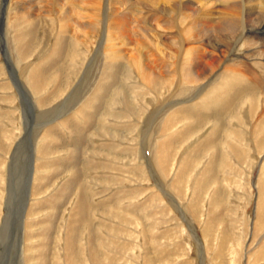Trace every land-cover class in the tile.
Here are the masks:
<instances>
[{"label":"rangeland","instance_id":"1","mask_svg":"<svg viewBox=\"0 0 264 264\" xmlns=\"http://www.w3.org/2000/svg\"><path fill=\"white\" fill-rule=\"evenodd\" d=\"M165 1L36 0L27 13L0 0V264H264V134L245 117L253 100V121L264 117L261 42L240 26L229 49L206 36L202 52L227 56L219 75L231 65L249 78L228 107L190 108L224 87L182 76L201 45L181 0ZM119 10L138 46L116 39ZM138 52L162 73L153 85L129 59Z\"/></svg>","mask_w":264,"mask_h":264},{"label":"bare ground","instance_id":"2","mask_svg":"<svg viewBox=\"0 0 264 264\" xmlns=\"http://www.w3.org/2000/svg\"><path fill=\"white\" fill-rule=\"evenodd\" d=\"M64 1V0H63ZM91 1V0H90ZM151 1V0H150ZM162 1V0H161ZM167 1V0H166ZM165 1V2H166ZM171 1V0H170ZM178 1V0H177ZM201 1H204L203 4ZM57 2V1H56ZM62 2V1H61ZM60 2V3H61ZM95 2V1H94ZM94 2H90V3H94ZM119 1L114 2L116 3V5H119L118 3ZM125 2V1H123ZM174 2V1H173ZM48 3V2H47ZM59 3V2H58ZM88 3V2H87ZM121 3V2H120ZM170 3V2H169ZM180 3V2H179ZM31 5L32 7H34V5L36 4V0H17V9L18 10H26L27 13H29L28 9L30 8V6L28 7V5ZM63 4V3H62ZM89 4V3H88ZM99 4V3H98ZM165 4V3H163ZM198 4L199 6H197V10L198 8H203L202 12L200 13L202 16H198L199 18L196 17V15L192 18L191 15L188 14L186 15L185 10L190 11L192 10L193 12H195V14H198L199 12L196 11L195 9H189L192 8L191 6ZM75 5V4H74ZM87 5V4H86ZM90 5V4H89ZM92 6H94L93 4H91ZM125 5V3H124ZM174 5L173 4H167L165 5V7L167 9H165L164 5L163 7H161V5L158 4L159 7L163 8V10H170L171 7ZM202 5V6H201ZM46 6V5H44ZM91 6V7H92ZM96 6V5H95ZM156 6V7H158ZM175 6V5H174ZM50 7V6H48ZM47 7V8H48ZM114 7V6H113ZM178 7L180 11H182V19H184V21H186V26L184 28V32L186 33L187 31H190L192 33V35L196 38L199 39L200 45L198 48V50L195 52L194 54V60L193 62L190 63V68L186 71V73H184L182 71V76L184 77V75L186 74L187 76L193 78V79H205L209 82H220L219 84V88L224 87L221 91H219V94L216 95L214 98L211 99H205L204 101L201 100V102L199 103H193L190 108L193 109H198V107L202 110H210L212 111V109H214L217 104H223V106L228 107V105H230V103H232V97L230 93H232L238 86L240 85V83L242 81H244V79H248L243 72H240L239 70H235L233 67V69L235 71H231L229 70L231 67V65L229 66V68H226V70L222 69L223 72H220L221 74L219 75L218 73V69H220L219 65H222L223 63L226 62L227 60V56L224 55L223 58H220V53H204V51L206 49H204V51H201V48L203 46V40L205 41V37L211 36L212 38L215 39H219L220 40H224L227 43V45L229 44H233L234 40L232 41V34L238 29V27H242L243 28V32L246 31V36H247V40H251L254 44L256 42H254V40L258 39L260 40L261 43H259L258 47L255 49L257 51V53H259L261 56L264 57V39L262 38V34L264 35V0H197V2L195 0H181V5H179ZM52 8V7H50ZM90 8V7H89ZM94 7H92L93 9ZM115 8V7H114ZM118 9H120L119 7H117ZM36 9V8H35ZM113 9V8H112ZM206 9V10H205ZM75 10V9H74ZM87 10V9H86ZM95 10V9H94ZM100 10V9H99ZM161 10V9H160ZM200 10V9H199ZM31 11V10H30ZM101 11V10H100ZM113 11L115 12V9H113ZM117 11V10H116ZM179 11V12H180ZM22 12V11H21ZM74 12V11H73ZM96 12V10H95ZM94 12V13H95ZM178 12V11H177ZM198 12V13H197ZM75 13V12H74ZM119 10V12H117V16L116 19L117 21L114 24L115 27V36L116 39H119L120 37H125L126 40L129 41L130 45H135L138 46L137 42L136 44H134V41L132 39V29H131V25L133 23L136 22L135 19L132 18V13L130 11L128 12H123ZM97 14V13H96ZM191 14H193L191 12ZM179 16V14H177ZM73 16V14H71V17ZM75 16V15H74ZM90 16V15H89ZM97 16V15H96ZM71 17L69 19V21H74L75 23L80 24V27L82 28L84 23H81L79 21L76 20V18ZM191 17V19H190ZM180 19V18H178ZM65 21V20H64ZM88 22V21H87ZM64 23V22H63ZM71 24V23H70ZM67 26V25H65ZM94 26V24H93ZM109 27V25H107ZM95 27V26H94ZM69 28V27H68ZM71 28V27H70ZM69 28V29H70ZM89 28V27H88ZM92 28V25H91ZM112 28V27H111ZM93 29V28H92ZM183 29V28H182ZM240 29V28H239ZM114 30V29H113ZM242 30V29H241ZM89 31V30H88ZM97 31V30H96ZM239 31V30H238ZM114 32V31H113ZM183 32V33H184ZM240 32V31H239ZM249 34H248V33ZM184 33V34H185ZM241 33V32H240ZM235 34V33H234ZM245 34V33H244ZM243 34V35H244ZM185 36V35H184ZM242 34L239 36L241 39H243ZM23 38V37H22ZM112 38H114L112 36ZM207 39V38H206ZM238 39V38H237ZM245 39V40H246ZM184 40L182 42L183 44V48L186 46V36L184 37ZM236 40V38H235ZM246 40V41H247ZM23 41V40H22ZM137 41V40H136ZM211 41V39H210ZM239 41V40H238ZM218 43L220 41H217ZM23 43V42H22ZM21 43V44H22ZM210 43V42H209ZM217 43V45H218ZM221 43V42H220ZM225 43V44H226ZM239 43V42H238ZM243 43V42H242ZM141 44V43H140ZM214 44V42L212 43ZM247 44V43H246ZM143 45V44H142ZM152 45V44H151ZM205 45V43H204ZM212 46V45H211ZM226 46V45H225ZM238 46V45H237ZM246 46V45H244ZM204 47V46H203ZM209 47V46H208ZM215 47V46H214ZM227 49H229V46H226ZM235 47V46H234ZM238 48H241L238 47ZM255 48V47H254ZM138 49V48H137ZM210 49V48H209ZM215 50V48H212ZM219 49V48H218ZM236 49V48H235ZM128 50V49H127ZM154 50V48H153ZM226 50V48H225ZM246 51V50H245ZM152 52L154 54V56L158 57V53ZM163 52V51H162ZM209 52V51H208ZM219 52H223V50L219 51ZM225 52V51H224ZM223 52V53H224ZM236 52V51H235ZM249 52V51H248ZM253 52V51H252ZM251 52V53H252ZM139 53V52H138ZM151 53V52H150ZM151 53V54H152ZM246 53V52H245ZM161 55V53H159ZM247 54V53H246ZM249 54V53H248ZM254 54V53H253ZM127 55H129V52L127 54H124V56L127 57ZM222 55V53H221ZM153 56V55H152ZM235 56V55H234ZM251 57V56H250ZM262 57V58H263ZM156 58V57H155ZM231 58V57H230ZM235 58V57H234ZM254 58V57H253ZM260 58V59H262ZM130 61L132 62V64L135 66L138 75L140 77V79L146 83L147 85H153L154 80H156V78H158L157 76H162L161 72H157L156 68L154 66V63L152 64L151 59L148 58L147 54H134V55H130ZM154 59V58H152ZM181 59V58H180ZM256 59V58H255ZM161 60V58H160ZM155 61V60H154ZM181 61V60H179ZM250 61V60H249ZM121 62V61H120ZM229 62V61H228ZM233 62V61H231ZM256 62V61H254ZM258 62V61H257ZM264 62V60H263ZM227 63V62H226ZM260 63V62H259ZM157 64V63H156ZM231 64V63H230ZM257 64V63H256ZM227 65V64H226ZM229 65V64H228ZM163 66V65H162ZM262 66V65H261ZM165 67V64H164ZM222 67V66H221ZM223 67V68H224ZM38 68V67H37ZM232 69V70H233ZM220 70V71H222ZM34 71V70H33ZM161 71V70H160ZM167 71V70H166ZM178 71V70H177ZM181 72V70H180ZM42 74V73H41ZM179 74V72H178ZM218 74V75H217ZM217 75V76H215ZM40 75H38L37 73H33L31 77V79H33L34 81V86L36 87H40L41 86V80ZM180 77V76H179ZM216 77V78H215ZM42 78V77H41ZM84 78V77H83ZM175 78V77H174ZM159 81V80H158ZM248 81V80H246ZM181 82V81H180ZM247 84V83H246ZM43 85V84H42ZM236 85V86H235ZM218 85H215V87H217ZM236 88H235V87ZM202 87L206 88V84L202 85ZM234 88V89H233ZM237 90H235L234 92H236ZM60 94V93H59ZM231 97V98H230ZM75 98V97H74ZM230 98V99H229ZM203 99V97H202ZM232 101V102H231ZM204 102V103H203ZM254 102V103H253ZM253 102H250V106L249 110H246L245 112L247 113V115L245 116L246 118H248L249 120L252 121V126L254 125V130L252 131V133L250 132V134H254V139L256 141H259V137H261L264 133H261L262 130L264 129V117L261 116H257V118H260L257 122L253 121V116L256 115V107L257 106V100H253ZM205 103H207V105H204ZM252 103H253V107H252ZM219 106V105H218ZM220 107V106H219ZM218 108V107H217ZM224 108V107H223ZM189 109V108H188ZM89 110V109H88ZM224 110V109H222ZM228 110V109H227ZM226 110V111H227ZM224 114V113H223ZM201 118V117H200ZM202 119V118H201ZM200 120V119H199ZM203 120V119H202ZM219 121L221 120L220 118L218 119ZM194 123V122H193ZM221 123V122H220ZM220 123L217 122V127L215 129H213L211 132H208V139L210 140V138H216L217 135H219V131H220ZM191 125V124H190ZM194 126V125H193ZM192 126V127H193ZM191 126H188L185 128V130H190ZM213 128V127H212ZM253 128V127H252ZM193 129V128H192ZM190 132V131H189ZM203 133V131H202ZM181 134V133H180ZM178 134V135H180ZM172 138H169L168 140H166L165 142V149H162L161 151H157L159 152L157 155V152L155 154V158L158 160L162 161L164 159V154H165V150L166 153L167 151H169L170 148V144L172 141ZM206 138V137H205ZM196 139V138H195ZM212 139L211 142L214 140ZM217 139V138H216ZM215 139V141H216ZM264 141V140H263ZM208 143V142H207ZM205 147V146H204ZM188 158V157H187ZM74 159V158H73ZM162 164L166 165V162H161ZM214 169V158L211 159L209 166L207 167V169H205L204 166V170H202V175H206L208 177V175H210L212 173ZM184 170V167L183 169ZM214 172V171H213ZM208 174V175H207ZM205 176V177H206ZM77 179V178H76ZM75 179V180H76ZM200 186V185H199ZM198 186V189H199ZM262 187V184H261ZM263 187H264V183H263ZM30 190V189H29ZM262 198H264V194L262 196ZM263 208V207H262ZM81 207L77 208L76 212L78 213L80 211ZM84 210V209H83ZM263 212V210L259 209V215H261ZM72 215V214H71ZM75 219V218H74ZM76 220V219H75ZM73 225V224H72ZM71 225V226H72ZM71 229V228H70ZM73 233V232H72ZM73 235V234H72ZM71 235V236H72ZM70 236V237H71ZM71 239V238H70ZM73 239V238H72ZM72 241V240H71ZM69 249V248H68ZM72 254V251H71ZM72 255H70L71 257ZM41 261V260H40ZM71 262H76V260L74 259V257L72 256V260H70ZM42 263V262H41ZM39 264V263H38ZM43 264V263H42ZM76 264V263H73Z\"/></svg>","mask_w":264,"mask_h":264}]
</instances>
